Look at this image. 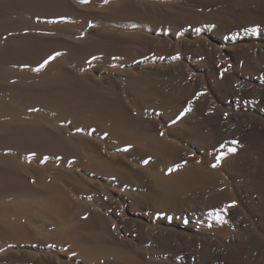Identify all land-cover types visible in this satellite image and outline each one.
I'll return each instance as SVG.
<instances>
[{"label": "rangeland", "instance_id": "obj_1", "mask_svg": "<svg viewBox=\"0 0 264 264\" xmlns=\"http://www.w3.org/2000/svg\"><path fill=\"white\" fill-rule=\"evenodd\" d=\"M29 1L22 0L18 3L21 7H12L7 19L16 23L12 17L16 11L35 9L34 2ZM149 1L166 2L165 5L172 8L170 17H173L165 22L171 29L174 27L173 32L162 29L165 24L156 28L137 23L130 46L117 53L122 59L119 61L122 69L133 78L145 80L147 86L129 88L128 82H124L127 80L123 81L124 76L117 71L103 64L96 67L104 84L113 81L117 88L129 92L143 118L144 129L165 137V155L137 146L128 149L127 154L115 138L102 131L99 123L95 125L89 119H85L84 133L74 131L73 134L82 135L85 152L94 158L118 156L121 164L133 173L134 181L131 179L128 183L132 189L142 186L144 191L156 193L152 173L162 168L168 172L190 163L205 166L211 173L204 171L215 176L203 184L204 189H188L158 208L151 197L150 200L140 197L138 202H141L135 205L121 183L115 181V184L111 176H93L73 166V172L81 174L83 184L92 190L89 189L92 195L84 197V201L80 203L78 198L76 201L81 207L82 203L89 205L90 200L98 199L101 206H92V209L106 215L110 232L106 235L107 230L102 231L103 225L93 214L91 217L81 215L73 191L68 192L71 201L67 216L77 222L82 233L104 232L110 247L127 248L134 244L149 258L161 260L160 264H264V0ZM172 1H176L175 4L172 5ZM0 5L1 9L3 5ZM87 25L88 32L97 36L103 33L104 28ZM11 34L9 28H0V37ZM6 54L4 51L2 57ZM197 93L204 95L197 98ZM38 154L40 159L29 165L33 168L47 166L50 170H39L47 182L48 178L62 174L60 163H54L46 154ZM57 184L66 186L61 179ZM233 201L236 206L225 211V206ZM28 225L43 234L44 230L37 224ZM147 225L155 226L150 230ZM157 225H161L162 235H166L164 240L146 241L147 245L141 242L140 232L144 229L157 232ZM215 230L224 238L219 240L211 235ZM168 232L172 234L170 240ZM35 244L39 242L9 247L0 242V253L9 251L16 256L17 264H27L25 255L29 250L33 261L49 254L45 247ZM71 260L75 262L76 258Z\"/></svg>", "mask_w": 264, "mask_h": 264}, {"label": "bare ground", "instance_id": "obj_2", "mask_svg": "<svg viewBox=\"0 0 264 264\" xmlns=\"http://www.w3.org/2000/svg\"><path fill=\"white\" fill-rule=\"evenodd\" d=\"M19 2L22 0H0L3 5L0 9V28H9L12 32L9 36L0 37V242L9 247L39 242L35 245L45 247V251L49 252L38 261H33L29 250L25 255L27 264H160L161 260L149 258L134 244L120 249L110 247L105 241L104 232L82 233L77 222L67 216L71 201L68 192L73 191L76 196L74 201L80 199V203L84 197L92 195H89L92 190L83 184L81 174L78 176L74 173L76 170L73 172V166L93 176H111L115 184V181L121 183L135 205L140 197H151L157 207L188 189L203 188V184L209 179L212 181L215 176L212 177L210 170L197 163L168 172L160 166L162 169L151 176L156 193L144 191L140 188L142 186L132 189L128 183L133 173L121 164L118 156L94 158L85 152V140L78 135L85 132V119H89L99 123L103 132L115 138L123 151L137 146L160 156L166 152L165 137L144 129L143 118L129 97L128 90L127 94L123 88H117L113 81L104 84L96 65H107L120 73L124 76L123 81L127 80L124 82H128L129 88L147 86L145 80L133 78L127 70L122 69V59L118 54L130 46L136 35L137 23L156 28L165 24L162 29L168 32L171 26L165 21L173 17H170L172 8L165 5L166 2L149 0H31L29 2H34L35 6L32 7L35 9L13 10L15 15L11 16L16 23L11 22L7 19V13L16 5L21 7ZM174 2L170 3L173 5ZM88 23L99 29L104 28L103 33L97 36L88 32ZM4 51L7 54L2 57ZM50 57L54 59L49 60ZM46 60L49 62L40 67ZM74 131L78 134H73ZM38 153L50 156L56 164L60 163L62 174H55L57 177L52 175L54 179L47 177L50 180L47 182L39 171L46 170L47 166H37V169L29 165L31 161L40 159ZM127 154L124 158H127ZM59 179L64 180L65 187L57 184ZM93 200L89 205L82 203V209L77 201L80 208L76 205L82 211V216H96L103 225L104 230H101H107L105 233L108 235L109 219L99 213L101 210L92 209V206H101L98 199ZM28 223L37 224L45 233L29 228ZM148 229L140 232L141 242H158L166 236L162 235L161 225L154 233ZM169 235L170 240L172 234ZM211 235L219 240L224 238L217 230ZM72 258H76V261ZM16 261V256L11 252L0 253V264H17Z\"/></svg>", "mask_w": 264, "mask_h": 264}, {"label": "snow or ice", "instance_id": "obj_3", "mask_svg": "<svg viewBox=\"0 0 264 264\" xmlns=\"http://www.w3.org/2000/svg\"><path fill=\"white\" fill-rule=\"evenodd\" d=\"M51 59H54V57H50V58H49V60H51ZM48 62H49V61L46 60V61L44 62V64H42L40 67H44V65H46ZM37 70H39V69H37ZM225 71H226V69H225ZM221 75H223V73H221ZM200 95H204V93H197V98H198ZM174 122H175V121H174ZM161 135H162V133H161ZM233 143H236V141H233ZM125 151H127V149H125ZM231 151L235 152V149H232ZM215 166H216V165H213V167H215ZM235 206H236V202L233 201L231 204H228V205L225 206V211H227L228 208L235 207Z\"/></svg>", "mask_w": 264, "mask_h": 264}]
</instances>
